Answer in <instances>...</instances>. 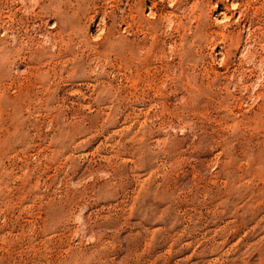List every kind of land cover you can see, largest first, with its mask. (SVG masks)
<instances>
[{
    "label": "rangeland",
    "instance_id": "rangeland-1",
    "mask_svg": "<svg viewBox=\"0 0 264 264\" xmlns=\"http://www.w3.org/2000/svg\"><path fill=\"white\" fill-rule=\"evenodd\" d=\"M0 264H264V0H0Z\"/></svg>",
    "mask_w": 264,
    "mask_h": 264
}]
</instances>
